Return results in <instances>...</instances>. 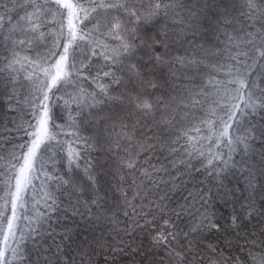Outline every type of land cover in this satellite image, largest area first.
<instances>
[{"label": "snow or ice", "instance_id": "snow-or-ice-1", "mask_svg": "<svg viewBox=\"0 0 264 264\" xmlns=\"http://www.w3.org/2000/svg\"><path fill=\"white\" fill-rule=\"evenodd\" d=\"M22 71L39 95L0 189V264L21 219V240L52 241L44 264H118L141 233L152 264H264V0H0L5 86ZM117 200L140 202L124 227Z\"/></svg>", "mask_w": 264, "mask_h": 264}, {"label": "trees", "instance_id": "trees-1", "mask_svg": "<svg viewBox=\"0 0 264 264\" xmlns=\"http://www.w3.org/2000/svg\"><path fill=\"white\" fill-rule=\"evenodd\" d=\"M84 23L87 24V28L84 29V31L87 32L93 28L95 22L93 21L89 23L88 21H85ZM41 51H43V49ZM23 54L24 53H22V55ZM27 71H31V69H28ZM25 74L26 73L22 71L18 82L15 84H7V86H5L3 76H0V157L3 158L0 159V165H2V167H0V173H3L2 175H0V189L4 188L3 181L9 175V173L6 172L5 169L8 168L7 162L10 159V153L15 152L19 154V145L24 144L29 139L28 136L25 135L24 128H26L30 123H34V97L36 95H39V93L35 92L32 86V82L23 79V76ZM37 75L41 76L42 78V73L37 72ZM84 87L87 89L88 84L84 83ZM70 93L74 94L72 88H67L65 91L56 92V95L62 96L64 99H68V94ZM51 107L57 123H59L63 127V132L61 133L59 139H61L62 141H67L68 143H72L74 137L72 135H67V133H72L75 130L67 127L69 112L65 110L63 100L58 101L57 104L52 105ZM71 107L72 109H75V104H72ZM133 119H135V117H133ZM94 131L95 130L90 126L81 125L79 134L85 137H92ZM72 146L76 147L77 145L73 144ZM64 147L66 149L67 144H65ZM80 147L84 146L81 144ZM91 155L92 157H96L97 150L92 149ZM49 157H53V159L56 161L57 169H60V165L64 160V152L61 151L60 146L56 145L55 142H53L51 151L45 153V160L47 161L45 165L46 169H50L52 167V161L48 160ZM106 163L111 169H115L117 167L115 158L107 159ZM129 179H131V177H129ZM117 182L118 180H112V183L114 184ZM34 183L36 184V188L31 189L28 196L29 208H31L33 197H35L36 200H40L42 195V193L40 192V181L37 180ZM4 196L5 192L0 191V197ZM110 196L118 197V193H110ZM117 203L120 205V227H124L126 218L123 216V211L129 212L130 215L133 211V207H135L137 211H140V202L139 200L134 201L132 206H125L122 200H117ZM2 204L3 199H0V205ZM0 210L3 209L0 208ZM144 210L146 211L147 209ZM5 215H10V210L8 212H5ZM29 215H31V213H29ZM16 223V239L9 240V244L11 245V247L8 248L6 252V260L8 261V264H44L41 254L42 249L40 245L43 244L45 247H47L52 243V241L45 240L38 243L27 237L21 240V233H27L31 225L29 224V221L23 219L17 221ZM252 226L258 227L256 221L252 222V225H250V227ZM79 231L83 233L84 225L80 226ZM75 238L79 240L83 237L82 235H80L75 236ZM141 243L143 244V250L139 255H134L129 252L123 257L119 258L118 264H141V261L145 260L144 252L149 251L150 237H146L141 233L139 239L136 241V244L139 245ZM4 248L5 245L3 242V234L0 233V249ZM12 248L18 249V255L16 257L12 256ZM155 259L159 260V257H156ZM145 264H152V258L148 257L145 260Z\"/></svg>", "mask_w": 264, "mask_h": 264}]
</instances>
